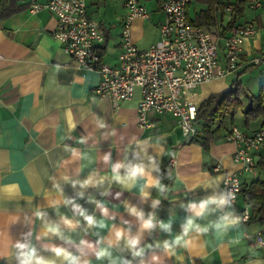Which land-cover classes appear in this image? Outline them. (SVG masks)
Wrapping results in <instances>:
<instances>
[{"label":"crops","instance_id":"obj_1","mask_svg":"<svg viewBox=\"0 0 264 264\" xmlns=\"http://www.w3.org/2000/svg\"><path fill=\"white\" fill-rule=\"evenodd\" d=\"M32 1L0 0V264H15L12 244L22 232L32 231L37 248L62 245L63 242L51 234L39 241L35 239L43 236L45 221L60 223L62 217L73 220L74 224L79 221L74 231L61 223L65 235L77 243L80 239L95 242L99 238L97 232L109 238L115 228L131 227L135 234L139 224L130 214V207L143 211L146 216L154 214L158 222L172 223L171 235L159 227L151 234L143 233L144 264H154V256L159 258L155 264H264V247L255 239L258 232H264V222L241 221L237 229L222 239L193 233L186 238L188 246L178 247L174 256L162 250L163 241L180 232L184 216L181 205L210 195L212 189L204 187L210 179H215L222 188L224 173L237 169L233 161L236 146L225 137L226 129L231 125L238 127L236 123L227 125L225 120L221 133L210 139L207 148L194 138L187 140L177 119L169 113L149 110L146 113L149 124L140 126L137 119L139 90L116 107L108 96L93 93L91 89L99 81L98 72L80 68L76 60L66 54L53 36L57 27L55 16L46 10L29 12ZM138 1L149 16L133 22L132 40L144 50L160 43L158 27L165 18L162 5L166 0ZM231 1L221 0L225 6L217 7L214 26L203 25L218 34L221 46L224 37L235 28H227L231 9L226 10V7L231 8ZM245 2L244 15L237 23L259 25L264 21V0ZM86 4L89 17L99 24L104 35L101 44L104 61L115 65L121 51L123 0H86ZM205 9V4L191 1L187 9L190 22H195L199 12ZM219 56L224 63L222 49ZM254 66L264 73V29L243 40L235 72L201 82L189 92V97L198 105L209 95L227 89L236 77L240 80L243 75L252 73ZM237 114L238 111L235 116ZM101 121L104 128L99 127ZM262 124L264 121L259 120L245 126L246 129H239L252 131ZM158 136L165 138L159 144ZM138 141H149L147 155L156 157L160 168L166 164L170 183L165 192L147 188L149 195L144 197L139 187L129 189L111 180L112 163H147L143 153L139 160L132 159L131 152L139 151ZM72 149L78 156H73ZM106 154L111 157L107 163ZM259 160L257 156L256 162ZM121 174H124L123 169ZM89 176L96 180L104 178L103 183L86 188L77 183L73 187L74 181L82 182ZM239 178L241 184L264 179V170L256 166ZM78 192H83V196L78 197ZM157 199L160 204L153 209L152 201ZM68 201L79 204L98 221L104 220L108 227L89 228ZM98 203L108 209L106 217L97 207ZM234 206L238 214L248 206L241 192ZM37 212L45 214L43 220L36 217ZM41 252L46 257L51 256L50 252L42 249ZM113 252L133 259L119 249ZM88 258L91 264H102L94 256ZM134 264H140V259L136 258Z\"/></svg>","mask_w":264,"mask_h":264},{"label":"built area","instance_id":"obj_2","mask_svg":"<svg viewBox=\"0 0 264 264\" xmlns=\"http://www.w3.org/2000/svg\"><path fill=\"white\" fill-rule=\"evenodd\" d=\"M189 1L166 0L163 3L165 18L158 27L160 43L141 50L132 40V25L136 19H146L149 14L138 0H123L121 51L115 65L104 61L101 49L104 35L99 24L89 17L86 0H33L28 10L31 13L46 10L55 16L57 27L53 36L66 54L76 60L80 68L99 74L98 83L91 89L93 93L108 96L116 107L139 90L138 124H149L146 118L149 110L169 113L177 119L183 135L189 140L196 133L197 111L189 92L201 82L235 72L243 40L264 29V21L259 25L248 23L235 27L224 37L221 46L216 32L190 22ZM220 49L224 63L220 61ZM226 139L236 146L233 161L237 169L224 173L222 188H234L237 199L241 191L239 175L256 167L257 156L264 159V129L245 132L233 126ZM249 214V206L239 211L241 221H248ZM255 239L264 247V232H258Z\"/></svg>","mask_w":264,"mask_h":264},{"label":"clouds","instance_id":"obj_3","mask_svg":"<svg viewBox=\"0 0 264 264\" xmlns=\"http://www.w3.org/2000/svg\"><path fill=\"white\" fill-rule=\"evenodd\" d=\"M99 127L104 128L105 124L101 121ZM164 139L163 136H158L157 143L159 144ZM149 146H151L149 141H138L137 147L139 151L133 150L131 152L133 160H139L143 153L147 159V163L143 161L139 163L127 161L111 164V180L129 189L139 187L140 193L144 197L149 195V192L145 190L147 188L155 187L161 192L165 191V186L161 184L162 174L160 165L156 157L147 155V148ZM71 151L74 157L78 156L75 149ZM110 159V154L104 156L106 163L110 162ZM122 169L124 170L123 175L121 174ZM153 173H156V176H153ZM103 179L96 180L93 176H89L82 182L74 181L73 187L75 188L77 183L80 184L81 188H86L89 185L97 186L103 183ZM140 181H143L142 185L139 184ZM204 187L211 188V194L197 200H188L182 204L181 208L184 216L180 222L179 234L170 239H165L162 243V250L170 256L176 254L178 247H187L186 238L190 237L193 233L211 234L217 239H222L241 224V217L234 206L236 199L234 188H221L220 183L215 179H210ZM76 195L82 197L83 192H78ZM67 203H72L74 213L83 217L89 228L93 226L100 229L108 227L104 220L98 221L94 215L87 214L86 210L79 204L73 201H68ZM159 204V199L153 200L151 207L155 209ZM97 207L101 208L102 214L105 217L108 215V209L102 204L98 203ZM129 212L136 218L139 224V228L135 234L132 233L131 227L127 230L115 228L109 238L102 237L97 232L96 235L99 238L95 242L80 239L77 243L71 236L65 235L61 223L64 227L74 231L79 221H76L74 224L73 220L67 217H62L60 223L45 221L43 236H36L35 239L39 241L51 234L62 241L63 244L58 246L43 245L42 248H37L33 243L32 231L22 232L19 239L12 244L15 264H91L89 256H94L95 260L102 262V264H134L136 258L140 259V264H144L143 257L146 249L141 246L143 233L148 232L151 234L153 230L159 227L164 233L171 235L172 223L158 222L154 214L150 213L146 216L143 211L135 207H130ZM44 215L42 212L36 213V217L41 220H43ZM235 242L238 243L239 238ZM41 249L50 252L51 256L46 257L43 255ZM114 249H119L123 253L130 254L133 259H128L124 255H114ZM158 259V257H153L154 264Z\"/></svg>","mask_w":264,"mask_h":264},{"label":"trees","instance_id":"obj_4","mask_svg":"<svg viewBox=\"0 0 264 264\" xmlns=\"http://www.w3.org/2000/svg\"><path fill=\"white\" fill-rule=\"evenodd\" d=\"M191 1H197L206 5V9L199 12V17H197L195 22H192V24L198 26H214L216 23L215 13L217 7L223 9L225 6L221 3V0H190L187 9ZM229 4L231 5V12L227 28L243 26L237 22L243 17L247 7L245 0H232ZM246 95H248L246 88L236 77L227 89L211 94L199 102L194 119L196 133L193 138L199 141L203 147L207 148L210 139L221 133L223 122L230 119L231 124L235 114L239 110L242 112L245 126L264 119V83L261 84L256 95L249 96L248 104L243 109L241 100ZM232 127L233 125L226 129L225 137L229 134ZM262 127H264V124H262ZM262 127L258 129H264ZM243 131L251 132L248 130ZM256 166L264 170V159L259 160ZM161 174V183L165 186L166 190L169 186L170 178L166 171L165 163L161 166ZM240 192L246 197L248 202L250 213L248 221L264 222V179L256 178L249 183L241 184Z\"/></svg>","mask_w":264,"mask_h":264},{"label":"rangeland","instance_id":"obj_5","mask_svg":"<svg viewBox=\"0 0 264 264\" xmlns=\"http://www.w3.org/2000/svg\"><path fill=\"white\" fill-rule=\"evenodd\" d=\"M255 70L252 71V73L250 72V74L248 73L247 75H243L242 77H240L241 83L243 84V86L246 88L247 90V94L246 96H244L242 98V108L245 109L248 101H249V96L250 95H256L258 93V90L261 86L262 83H264V73H261V69L255 67ZM234 123H236V125L238 126V128L241 129H246L245 125H244V119L243 116L240 115V110L238 111L237 116H235L233 118ZM264 121V119H261L260 122ZM230 124V119H228L227 121V125ZM249 176V175H246Z\"/></svg>","mask_w":264,"mask_h":264}]
</instances>
